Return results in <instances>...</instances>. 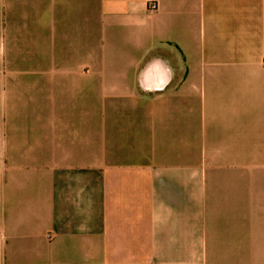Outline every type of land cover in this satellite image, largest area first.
<instances>
[{"label": "crops", "instance_id": "0c3cea01", "mask_svg": "<svg viewBox=\"0 0 264 264\" xmlns=\"http://www.w3.org/2000/svg\"><path fill=\"white\" fill-rule=\"evenodd\" d=\"M262 59L264 0H0V264H256Z\"/></svg>", "mask_w": 264, "mask_h": 264}, {"label": "rangeland", "instance_id": "374dc122", "mask_svg": "<svg viewBox=\"0 0 264 264\" xmlns=\"http://www.w3.org/2000/svg\"><path fill=\"white\" fill-rule=\"evenodd\" d=\"M193 63L196 65H209V61L212 59L208 58H197L192 59ZM222 67L231 68L230 70L237 71L240 66L238 64H233L231 59H219ZM261 65L264 67V59L260 61ZM238 65V66H236ZM241 74H237L236 78H241L238 82L235 81V84L238 85L237 89L240 90V96L242 98L251 97V99H256L257 101L251 100V110L252 116L249 120L250 130L249 136L245 134V126L247 124H242V133L240 136L241 145L244 146L246 140H251V145L256 149V152H260L264 154V79L262 76H258L256 80V87L248 88L245 84L247 81L240 76ZM234 80V79H232ZM236 89V90H237ZM258 216L257 224H261L262 226L257 225V240H256V248H255V260L256 264H264V209L262 210L260 215ZM261 227V228H260ZM259 235V237H258Z\"/></svg>", "mask_w": 264, "mask_h": 264}, {"label": "built area", "instance_id": "2783aa9c", "mask_svg": "<svg viewBox=\"0 0 264 264\" xmlns=\"http://www.w3.org/2000/svg\"><path fill=\"white\" fill-rule=\"evenodd\" d=\"M156 7H157V4H156L155 2L151 1V2L149 3V8H150L151 10H155Z\"/></svg>", "mask_w": 264, "mask_h": 264}]
</instances>
